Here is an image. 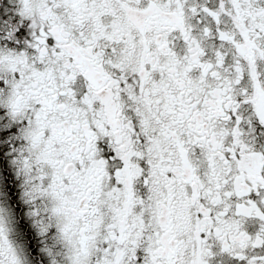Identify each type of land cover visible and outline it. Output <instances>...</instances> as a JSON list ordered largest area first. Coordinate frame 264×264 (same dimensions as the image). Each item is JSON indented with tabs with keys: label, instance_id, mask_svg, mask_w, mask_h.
Segmentation results:
<instances>
[{
	"label": "snow or ice",
	"instance_id": "1",
	"mask_svg": "<svg viewBox=\"0 0 264 264\" xmlns=\"http://www.w3.org/2000/svg\"><path fill=\"white\" fill-rule=\"evenodd\" d=\"M0 264H264V0H0Z\"/></svg>",
	"mask_w": 264,
	"mask_h": 264
}]
</instances>
